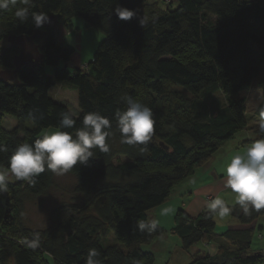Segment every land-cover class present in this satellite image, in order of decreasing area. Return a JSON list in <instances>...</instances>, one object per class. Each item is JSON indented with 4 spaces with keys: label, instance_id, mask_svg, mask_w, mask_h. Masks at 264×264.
<instances>
[{
    "label": "trees",
    "instance_id": "obj_1",
    "mask_svg": "<svg viewBox=\"0 0 264 264\" xmlns=\"http://www.w3.org/2000/svg\"><path fill=\"white\" fill-rule=\"evenodd\" d=\"M177 2L175 9L163 11L150 0H9V7L0 9V71H13L20 52L9 36L41 34L34 39L41 59L22 65L15 81L0 78V168L7 170L15 148L41 138L44 129L75 135L89 112L112 122L109 151L94 149L86 165L65 171L75 180L78 198L54 208L46 228L0 226V264H86L90 249L97 250L100 264H154L151 251L143 248L163 230L139 229L141 222L150 224L147 213L167 202L176 184L246 127L250 117L241 92H262L254 117L264 118L259 111L264 107V3ZM118 7L134 16L119 19ZM22 9L27 10L23 20L16 15ZM38 13L49 17L41 27L34 24ZM74 18L99 30L104 40L85 67L69 71L75 49L57 39L53 20L68 29ZM58 84L77 93L79 114L71 129L59 128L61 114L70 111L48 94ZM125 96L152 110L154 130L146 145L121 142L115 113L126 108ZM4 115L15 119L10 131L1 126ZM254 137L264 138L258 128ZM123 156L127 160L116 161ZM54 176L46 169L32 184L6 182V191L16 203L20 196L42 197ZM229 206L228 216L248 228L217 234L216 215L209 209L194 218L177 211L172 231L183 250L200 242L218 246L217 254L197 253L189 264H264V254L251 249L253 226L264 209L245 214L236 203ZM12 208L17 213V206ZM106 230L118 244L102 245Z\"/></svg>",
    "mask_w": 264,
    "mask_h": 264
},
{
    "label": "clouds",
    "instance_id": "obj_2",
    "mask_svg": "<svg viewBox=\"0 0 264 264\" xmlns=\"http://www.w3.org/2000/svg\"><path fill=\"white\" fill-rule=\"evenodd\" d=\"M9 0H0V9H7ZM115 14L121 20L127 21L134 16V11L118 7ZM21 20L27 18V10L16 12ZM49 21L45 13L34 16V24L41 27ZM2 70V67H0ZM126 108L115 113L116 126L121 136V142L128 145H146L153 134V113L143 103L125 96ZM264 117V107H260ZM76 113L64 112L59 122L60 129H71L76 124L73 118ZM112 122L98 112H89L83 116L82 126L73 135L70 132L57 130L45 133L33 143L19 144L8 159L7 171H0V191L7 190L6 177L10 173L17 180L35 183L34 177L51 170L63 172L73 168L78 163L86 165L89 158L94 157V149L107 153L108 138L112 135ZM258 131L264 137V118L258 122ZM3 150V149H0ZM226 187L235 194V203L245 214L264 209V138L254 140L242 153L233 155L224 168ZM208 209L219 218L227 217L232 212L227 202L220 196L212 199ZM165 213L169 210L165 209ZM139 229L152 231L155 222H141ZM38 241H33L36 246ZM99 253L90 249L86 264H100L95 259Z\"/></svg>",
    "mask_w": 264,
    "mask_h": 264
},
{
    "label": "rangeland",
    "instance_id": "obj_3",
    "mask_svg": "<svg viewBox=\"0 0 264 264\" xmlns=\"http://www.w3.org/2000/svg\"><path fill=\"white\" fill-rule=\"evenodd\" d=\"M244 1H253V0H244ZM258 1L264 3V0H258ZM150 2L155 4L157 8L163 11L173 10L178 5L177 0H150ZM53 23L56 24L57 22L53 20ZM87 30L89 31H86L87 33L86 43L83 45L84 47L82 48V50L76 49L74 54L70 58V61L68 63L69 65L67 67L69 71H73L76 68H79V65L89 63L92 60L93 54L95 53L97 47L104 40V35L99 30L91 27H88ZM66 41L75 48V44H73V41L70 40V37L67 38ZM46 72L50 74L51 69L47 67ZM54 88L55 89L51 91L52 93L50 95L52 99L56 97L54 95H56V93L59 90V88L57 87ZM217 96L221 100H224L223 95L218 94ZM239 96L245 98L246 114L250 118L248 119V123L243 130L239 131L232 139L226 141L219 148L221 152H224L226 150L225 148L232 149L231 147L233 145H236L240 142H241L240 144L247 143L246 141L248 139L246 137L247 134L250 136L252 135L251 139L249 140L251 144L252 139H254L255 130L258 128V122L261 120L254 117V111L257 109L260 102L262 101V97H263L262 92L253 89L246 90L241 92ZM66 101L68 103V107L71 113L79 112L76 92H68ZM15 123H16L15 119L9 115H4L2 117L1 126L5 130L8 131L12 130L13 127L15 126ZM27 126L31 127L32 123L30 121H27ZM52 131H57V129L55 128L44 129L40 133V136ZM243 140H245L246 142H242ZM240 150L243 151V149ZM231 155L232 154H230V156ZM123 159L127 160V158L123 156L122 158H119L116 161L121 162L123 161ZM199 168L201 167L195 169L194 174L197 172ZM0 171H7V170L0 168ZM193 175L188 176L180 183L176 184L173 188V191H177L180 184L183 185L186 184L187 182L190 183L195 181V178L192 179ZM198 176L199 175H197L196 177ZM5 182L11 184H17L19 180H17L13 175L9 173L8 176L6 177ZM74 183H75L74 178L71 175L67 174L65 171L59 173L55 172L53 186L45 196L37 197L33 199L27 198L25 196H20L18 203H16L15 200L11 199L12 194L9 191H0V226L3 227L4 224L13 223L16 227L23 230L25 229L42 230L46 228L49 225L50 213L54 208L58 207L62 203H66L71 200L75 201L78 198V195H75V193L73 192ZM191 188L193 189L195 188L193 184ZM191 188L189 190L190 193L186 192L177 199L172 197L170 200L164 203L165 204L164 207H166V209L169 210L167 214L159 215V212L156 214V211L148 212L149 223L151 224L154 221L155 225L163 230V235L160 238H157L156 240L153 241L157 244L159 249L156 251H151V253L154 256V264H189L193 259L194 255H196L197 253H203L193 249H191V251L183 250L181 247L175 246L176 237H174L170 233L175 223L174 217L177 211L181 210L186 214L185 210L187 205L191 201L190 196L193 193V189ZM201 199L203 198H199V200ZM211 200L212 198L208 197V201L210 202ZM12 206L13 207L17 206V213L13 210ZM7 209H9V213L6 212ZM154 214L157 215V220L154 218ZM5 215L7 216L6 220L4 219ZM226 218L234 220L229 216L224 218H219L217 216L215 218V222L217 224L216 226L223 227L226 224L225 222H227ZM253 228H255V230L253 233L251 249L256 252H262L264 254V216L260 218L258 225L256 224V226L255 227L253 226ZM259 234L261 235L262 238L258 237ZM109 244H118V243L115 240L112 231L106 230L102 235V245L105 246ZM165 245H168L169 248L166 247L165 249H162ZM196 246H200V244ZM168 251L169 252L171 251V254H169Z\"/></svg>",
    "mask_w": 264,
    "mask_h": 264
},
{
    "label": "crops",
    "instance_id": "obj_4",
    "mask_svg": "<svg viewBox=\"0 0 264 264\" xmlns=\"http://www.w3.org/2000/svg\"><path fill=\"white\" fill-rule=\"evenodd\" d=\"M54 29H55L56 37L59 41H63L65 43H67L68 45L72 46L71 44H69L66 41V39L70 37V40L73 41V44H75V48L72 46L75 50L76 49L82 50V48L84 47L83 45L86 43V38H87L86 37V34H87L86 31H89V30H87L88 29L87 25L79 18L72 19L70 22V27L68 29L62 28L57 23L54 24ZM68 65L69 64H67V67H68ZM84 65H86V64L79 65V69H81ZM54 87L59 88V90L56 93V95H54L56 97H54L53 100L60 103V104L65 105L68 108V110L70 111V109L68 107V103L66 101V98L68 96V92H75V91L65 90L62 87V85H59V84L54 86ZM54 87L49 90V92H48L49 96L52 93L51 91L53 89H55ZM70 113H71V111H70ZM78 114H79V112H77L75 116H77ZM246 137L248 138L246 140L247 143L249 142L248 144L245 143L244 145H242V144H240L241 143L240 142L236 145H233L231 147L232 149L225 148L226 150L224 152H221V150L218 149L214 153V155L212 156L211 160L208 163H206L205 165L201 166V168H199L197 170V172L192 176V179L195 178V181L190 182V183L187 182L186 184H183V185L180 184L177 191H173V189H172L169 200L172 197L177 199L178 197L182 196L186 192L190 193L189 190L193 184L195 188L194 189L191 188V189H193V193L190 196L191 201L189 202V204L187 205L186 210H185L186 214L189 217L194 218L197 216V214L208 209V207H207V205L209 203L208 197L214 199L216 196H220L221 198H223L227 202V204H229V205L234 204L235 203V194L229 188L226 187V174L224 172V168L230 162V159L233 155L242 154L247 149V147L250 146L249 140L251 139L252 135L250 136L247 134ZM255 139H256V137H254V139H252L251 142H253ZM246 141L243 140L242 142H246ZM240 149H243V151H241ZM230 154H232V155L230 156ZM197 175H199V176L196 177ZM199 198H203V199L199 200ZM164 206H165V204H162V205L158 206L156 209H153L151 211H156V214L159 212V215L167 214L164 211L166 209V207H164ZM156 214H154V218L157 220ZM216 217L217 216H215V218ZM147 218H148V213H147ZM226 220H227V222H225L226 224L223 227L219 226L216 228L217 234H221L222 232H224L225 230H228V229L240 230V229L248 228V227L239 225L236 221H234L232 219L226 218ZM172 229H171L170 233H171V235L176 237L173 234ZM175 239H177V238H175ZM175 241H176L175 246H179L178 240H175ZM198 244H200V246H196ZM198 244L192 246L189 249V251H191V249H193V250H197L198 252L200 251L203 253H207L208 255H215L218 252V246L215 243L205 244V243L200 242ZM166 247L169 248L168 245H165L162 249H165ZM144 250L156 251L159 249H158L157 244L155 242H152ZM169 254H171V251L169 252Z\"/></svg>",
    "mask_w": 264,
    "mask_h": 264
},
{
    "label": "water",
    "instance_id": "obj_5",
    "mask_svg": "<svg viewBox=\"0 0 264 264\" xmlns=\"http://www.w3.org/2000/svg\"><path fill=\"white\" fill-rule=\"evenodd\" d=\"M41 35L39 32H36L32 36H14L11 35L8 37L7 41L14 47L19 48V55L15 56L13 59V65L15 69L10 72L0 71V78L10 79L15 81V74L17 70L26 64H32L35 61L41 59L40 54L38 53V47L34 45V39L38 38ZM9 213V209L6 210ZM7 216L5 215V220Z\"/></svg>",
    "mask_w": 264,
    "mask_h": 264
},
{
    "label": "built area",
    "instance_id": "obj_6",
    "mask_svg": "<svg viewBox=\"0 0 264 264\" xmlns=\"http://www.w3.org/2000/svg\"><path fill=\"white\" fill-rule=\"evenodd\" d=\"M83 67H85V65Z\"/></svg>",
    "mask_w": 264,
    "mask_h": 264
}]
</instances>
